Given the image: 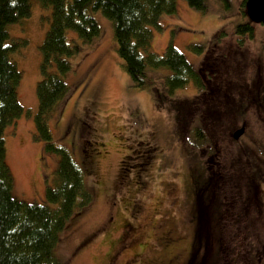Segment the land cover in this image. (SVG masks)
Returning a JSON list of instances; mask_svg holds the SVG:
<instances>
[{
    "label": "rangeland",
    "instance_id": "rangeland-1",
    "mask_svg": "<svg viewBox=\"0 0 264 264\" xmlns=\"http://www.w3.org/2000/svg\"><path fill=\"white\" fill-rule=\"evenodd\" d=\"M30 1V15L7 25L6 43L26 40V44L10 53L21 72L17 96L23 112L4 129L5 160L13 177L12 196L45 204L46 187L54 185L60 155L47 151L34 118L41 79L40 46L50 27L52 9L42 7L38 0ZM206 3V11H200L186 0H176V11L162 14L159 26L151 27L150 50L161 54L173 43L199 68L215 33L242 19L241 0ZM246 12L249 16V5ZM89 13L97 20L99 32L83 42L75 31H68L80 52L71 58L74 68L62 76L70 92L52 113L49 127L54 145L66 149L84 171L92 200L69 219L54 253L64 264H213L210 220L202 228L204 249H194L195 187L204 199L210 189L205 184L204 152L184 144L174 112L158 108L151 92L133 83L118 55L112 20L100 10ZM255 31L257 40L264 37V23L257 22ZM224 40V52L222 41H216L217 52H213L223 55L222 59H226L230 42L229 37ZM258 43L231 47L233 62L242 65L241 53L248 50L254 57L259 54ZM192 46H201L202 51ZM253 60L247 61L253 64ZM219 64L227 65L222 60ZM251 75L230 67L226 73L241 83ZM197 93L193 83H188L174 96L188 100ZM252 120L248 125L238 124L237 128L246 127L239 139L228 146L223 142L229 167L216 172L224 180L219 182V192L224 189L231 200L223 216L225 237L231 235L221 258L225 264H264V182L258 193V177L264 181V127L257 118ZM257 200L263 204L260 214Z\"/></svg>",
    "mask_w": 264,
    "mask_h": 264
},
{
    "label": "trees",
    "instance_id": "trees-1",
    "mask_svg": "<svg viewBox=\"0 0 264 264\" xmlns=\"http://www.w3.org/2000/svg\"><path fill=\"white\" fill-rule=\"evenodd\" d=\"M38 1L42 7H51L52 17L40 46L41 79L36 87L38 111L34 122L38 136L46 142L47 151L57 152L60 159L54 173V185L46 187L47 203L26 202L12 196L13 177L5 160L4 129L21 116L23 107L17 96L21 72L10 53L26 44V40L7 44V25L28 17L31 1L0 0V264H64L54 253L59 234L69 219L92 200V193L84 184V171L66 149L54 145L49 127V118L70 92V86L62 76L74 68L71 58L80 52L79 43L68 38V31H75L83 42L91 41L99 32V24L89 13L90 9L100 10L112 20L117 52L133 83L149 90L158 108L164 106L174 112L177 132L184 144L204 152L205 184L210 189L204 199L200 188L195 187L196 245L193 246L195 250L204 249L201 247L202 228L211 221L210 232L215 243L213 264H225L221 263V258L227 253V238L230 236V240L231 235L225 237L223 216L226 206H231V200L224 189L219 192V182L224 180L222 174L216 173L227 171L229 167L226 158L229 152L225 154L223 142L228 146L236 141L231 137L232 131L238 124L253 122V118L264 127V37L257 40V21L247 16L249 0H241L242 19L230 29L215 33L212 45L197 69L173 43H169L161 54L150 50L151 27L159 26L162 14L176 11V0ZM186 1L197 10L207 9L206 0ZM224 1L229 4V0ZM225 37L230 39L229 50L224 53L226 59H222L223 55L214 56L213 52H217L216 41H222L220 49L224 52V43L228 40H224ZM250 42H259L256 51L259 54L254 57L253 51L242 52L243 64L237 65L233 62L235 55L231 47L239 48ZM192 48L202 51L201 46ZM249 58L254 59L253 64L247 61ZM221 60L227 65L219 66ZM229 67L253 75L246 77L243 84L226 76ZM188 83H193L198 93L188 100L175 97V91ZM262 182L263 178L258 177V193ZM255 205L258 214L263 212L261 202L257 200Z\"/></svg>",
    "mask_w": 264,
    "mask_h": 264
},
{
    "label": "water",
    "instance_id": "water-1",
    "mask_svg": "<svg viewBox=\"0 0 264 264\" xmlns=\"http://www.w3.org/2000/svg\"><path fill=\"white\" fill-rule=\"evenodd\" d=\"M249 17L253 21L264 22V0H249ZM243 125L237 128L233 133V139H239L245 132Z\"/></svg>",
    "mask_w": 264,
    "mask_h": 264
}]
</instances>
